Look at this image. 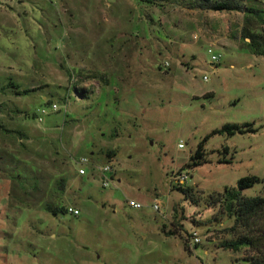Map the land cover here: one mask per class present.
<instances>
[{
	"label": "rangeland",
	"instance_id": "obj_1",
	"mask_svg": "<svg viewBox=\"0 0 264 264\" xmlns=\"http://www.w3.org/2000/svg\"><path fill=\"white\" fill-rule=\"evenodd\" d=\"M189 1L0 0V124L20 132L0 130V264L241 263L210 195L264 180V56L243 44L240 12ZM231 122L254 130L203 139Z\"/></svg>",
	"mask_w": 264,
	"mask_h": 264
},
{
	"label": "trees",
	"instance_id": "obj_2",
	"mask_svg": "<svg viewBox=\"0 0 264 264\" xmlns=\"http://www.w3.org/2000/svg\"><path fill=\"white\" fill-rule=\"evenodd\" d=\"M188 7L199 10H222L235 11L241 13V40L247 49L255 54L264 56V3L255 7L244 5L239 0H191L186 3ZM15 86V85H14ZM33 89V88H32ZM29 89H15V93H25ZM78 93V92H77ZM0 130L11 133L12 130L0 124ZM251 123H225L220 128L212 130L213 133H225L232 135L236 132H251ZM202 142L197 145L196 150L190 155V161L185 164L187 168L194 167L204 161L202 156ZM227 146H223V152L227 153ZM112 151H107L110 156ZM219 161L228 162L229 159L221 158ZM262 183V193L252 196L243 195L241 190L252 186L255 183ZM64 179L59 178L56 186L63 190ZM171 187L181 191L185 196L190 194L191 189L187 186L171 183ZM210 202L217 203L221 212L232 219L227 231L232 233V238L220 242L224 249L238 252L244 250L245 253L240 258V264H264V180L256 175H244L236 180L235 186H225L222 192L210 195ZM45 209L52 215L67 211V207L62 205H45ZM176 229L168 230L167 233H175ZM186 248V244L184 243ZM237 260V259H236Z\"/></svg>",
	"mask_w": 264,
	"mask_h": 264
},
{
	"label": "built area",
	"instance_id": "obj_3",
	"mask_svg": "<svg viewBox=\"0 0 264 264\" xmlns=\"http://www.w3.org/2000/svg\"><path fill=\"white\" fill-rule=\"evenodd\" d=\"M207 51L209 53H211L210 54V59L212 61L217 59V56L212 53V50L210 48H208ZM55 107H56V105L52 104V108L55 109ZM44 112H45V110L41 109V113H44ZM181 145H182L181 143H178V146H181ZM75 162L77 164H79V165H83V164L88 162V159L85 156H81V157H79L78 160H75ZM98 170H100L101 173H102V177H101L102 178V186H106L108 184V178L106 177L105 173L106 172H110L112 170V167H111L110 164H105V165L99 167ZM78 173L79 174H83L84 173V168L81 167V166L78 167ZM186 178H187V173L184 172V171L178 172L177 175L174 178L172 177V179L174 181H176V182H183V181H185ZM126 203L132 208H140L141 207V203L139 201L131 199V198L127 199ZM152 207H153L154 210L158 211L159 204L157 202H155V203L152 204ZM67 212H70L72 214H77L78 210L76 208L71 207V206H67ZM191 235H192V243L193 244L198 243L199 242V238L195 235V233L193 232V233H191Z\"/></svg>",
	"mask_w": 264,
	"mask_h": 264
},
{
	"label": "crops",
	"instance_id": "obj_4",
	"mask_svg": "<svg viewBox=\"0 0 264 264\" xmlns=\"http://www.w3.org/2000/svg\"><path fill=\"white\" fill-rule=\"evenodd\" d=\"M199 12H197V14H198ZM240 30H241V28H240Z\"/></svg>",
	"mask_w": 264,
	"mask_h": 264
}]
</instances>
